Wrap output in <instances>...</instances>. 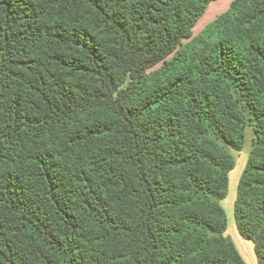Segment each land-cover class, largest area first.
Returning <instances> with one entry per match:
<instances>
[{
  "label": "trees",
  "instance_id": "1",
  "mask_svg": "<svg viewBox=\"0 0 264 264\" xmlns=\"http://www.w3.org/2000/svg\"><path fill=\"white\" fill-rule=\"evenodd\" d=\"M0 0V264H264V0Z\"/></svg>",
  "mask_w": 264,
  "mask_h": 264
},
{
  "label": "rangeland",
  "instance_id": "2",
  "mask_svg": "<svg viewBox=\"0 0 264 264\" xmlns=\"http://www.w3.org/2000/svg\"><path fill=\"white\" fill-rule=\"evenodd\" d=\"M232 1L233 0H214L208 3L205 12L192 28V36H197L202 33L218 15L229 8ZM252 136V129L248 127L245 137L246 143L243 150L239 152L231 150L235 157V167L230 171L228 193L222 202L227 215V229L225 234L232 239L246 264H258V262L252 241L242 237L237 230L233 214V203L236 197L239 177L244 169L249 150L252 146Z\"/></svg>",
  "mask_w": 264,
  "mask_h": 264
}]
</instances>
